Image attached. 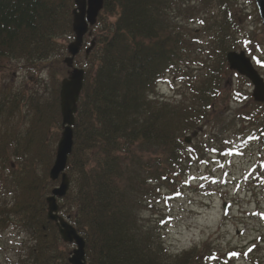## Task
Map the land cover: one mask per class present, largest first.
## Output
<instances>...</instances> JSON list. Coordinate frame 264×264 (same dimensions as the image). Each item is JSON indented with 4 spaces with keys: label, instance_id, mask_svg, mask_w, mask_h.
Here are the masks:
<instances>
[{
    "label": "trees",
    "instance_id": "obj_1",
    "mask_svg": "<svg viewBox=\"0 0 264 264\" xmlns=\"http://www.w3.org/2000/svg\"><path fill=\"white\" fill-rule=\"evenodd\" d=\"M238 1L104 0L102 30L83 61L69 191L58 203L85 242L86 264H264L250 255L254 247L222 251L212 240L172 255L158 229L139 217L150 196L173 190V179L199 157L184 143L188 132L232 123L252 128L249 136L264 146V104L252 102L230 122L216 106L230 73L226 53L239 47ZM72 9V0H0V59L63 74L58 39L72 35ZM191 67L199 75L193 83L188 77L180 101L154 98L164 77L184 79ZM52 81L47 96L29 106L0 97V236L12 225L29 232L30 264H68L72 251L46 216V197L58 183L48 178L60 128V85ZM239 93L231 91V99ZM214 136L201 152L220 143Z\"/></svg>",
    "mask_w": 264,
    "mask_h": 264
},
{
    "label": "rangeland",
    "instance_id": "obj_2",
    "mask_svg": "<svg viewBox=\"0 0 264 264\" xmlns=\"http://www.w3.org/2000/svg\"><path fill=\"white\" fill-rule=\"evenodd\" d=\"M235 10L240 25L238 51L246 52L264 78V31L254 0H239ZM101 30L102 24L98 22L90 29L80 53L74 59V66L85 70L84 50L94 42L96 33ZM73 39V33L58 39V43L65 48L61 62L67 56L66 46ZM253 39L259 45L251 44L250 40ZM187 70L189 75L186 74L184 79L183 74L164 77L154 91V98L173 103L180 101L182 96H179V92L183 88L186 91L188 77L193 83L192 79L199 75L196 68ZM47 74L40 68L25 67L14 59H0V97L14 96L23 106L26 102L27 106L34 104L47 96L53 79L58 80L60 85L67 70L53 77ZM247 82L232 72L222 80V91L216 106L225 109L223 116L228 122L232 121L236 112L252 107V87ZM177 85L180 88L176 89ZM233 90L240 91L236 97L238 101L231 99ZM231 124L224 128L220 125L218 129H214L211 123L203 126L202 133L189 144V150H199L195 152L199 157L186 164L179 176L173 179V190L162 188L150 196V207L139 214L146 225L158 229L172 255L212 240L222 251L237 249L238 252L254 247L250 255L256 257V253L264 262V146L249 136L252 128L241 131V126ZM60 134L61 126L58 137ZM213 134L221 141L206 146L205 150L208 151L204 154L199 145L203 146ZM187 135H191V132ZM214 151L219 152L208 155ZM223 206L226 208L223 209ZM33 244L29 232L16 225L8 227L0 236V264H30L27 253ZM66 246L69 252L74 248L73 244L63 242L62 247Z\"/></svg>",
    "mask_w": 264,
    "mask_h": 264
},
{
    "label": "water",
    "instance_id": "obj_3",
    "mask_svg": "<svg viewBox=\"0 0 264 264\" xmlns=\"http://www.w3.org/2000/svg\"><path fill=\"white\" fill-rule=\"evenodd\" d=\"M261 24L264 30V0H254ZM71 29L74 39L67 45L68 56L63 59V64L69 69L66 78L60 82L59 109L61 117V128L59 140L56 145L53 164L48 172L51 181H58L47 203V219L55 223L61 240L68 244H73L68 258L69 264H86L85 242L79 236L75 228L58 215L59 207L57 200L66 196L69 190V179L65 173L67 161L73 148V127L75 124V114L77 112V102L83 88L84 70L73 66L74 58L82 49L84 36L88 33L89 27L96 24L98 14L103 8L104 0H73ZM94 42L85 50V58L92 50ZM226 63L231 71L236 72L241 77L246 78L252 85L251 96L255 102L264 103V80L255 70L249 57L243 51H230L226 54ZM196 136V133H193ZM190 137L184 141L190 142ZM225 209L226 207L223 206Z\"/></svg>",
    "mask_w": 264,
    "mask_h": 264
}]
</instances>
